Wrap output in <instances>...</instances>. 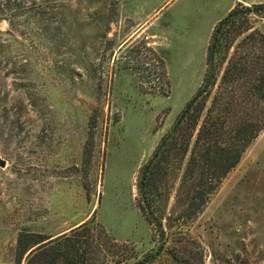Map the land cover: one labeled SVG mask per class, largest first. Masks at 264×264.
<instances>
[{
    "label": "rangeland",
    "instance_id": "obj_1",
    "mask_svg": "<svg viewBox=\"0 0 264 264\" xmlns=\"http://www.w3.org/2000/svg\"><path fill=\"white\" fill-rule=\"evenodd\" d=\"M56 1L53 41L27 0H0V264L22 228L55 237L91 219L155 246L138 169L198 87L231 0ZM189 228L205 264H264V127Z\"/></svg>",
    "mask_w": 264,
    "mask_h": 264
},
{
    "label": "trees",
    "instance_id": "obj_2",
    "mask_svg": "<svg viewBox=\"0 0 264 264\" xmlns=\"http://www.w3.org/2000/svg\"><path fill=\"white\" fill-rule=\"evenodd\" d=\"M27 1L37 27L54 41L61 6ZM257 19H264V2H236L215 24L198 87L138 169L136 207L153 229V248L139 253L91 219L55 237L22 228L13 260L2 264H205L189 227L264 127V31L254 27ZM95 122L90 116L91 128Z\"/></svg>",
    "mask_w": 264,
    "mask_h": 264
},
{
    "label": "crops",
    "instance_id": "obj_3",
    "mask_svg": "<svg viewBox=\"0 0 264 264\" xmlns=\"http://www.w3.org/2000/svg\"><path fill=\"white\" fill-rule=\"evenodd\" d=\"M236 2L250 4V3L264 2V0H231L229 1L228 7L226 10H229Z\"/></svg>",
    "mask_w": 264,
    "mask_h": 264
},
{
    "label": "water",
    "instance_id": "obj_4",
    "mask_svg": "<svg viewBox=\"0 0 264 264\" xmlns=\"http://www.w3.org/2000/svg\"><path fill=\"white\" fill-rule=\"evenodd\" d=\"M0 165H4V160L3 159H0Z\"/></svg>",
    "mask_w": 264,
    "mask_h": 264
}]
</instances>
